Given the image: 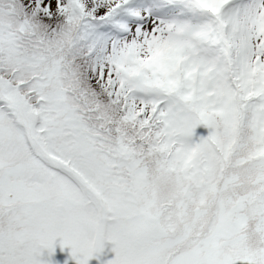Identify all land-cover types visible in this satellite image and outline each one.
Returning a JSON list of instances; mask_svg holds the SVG:
<instances>
[{
  "label": "snow or ice",
  "instance_id": "6c2138e0",
  "mask_svg": "<svg viewBox=\"0 0 264 264\" xmlns=\"http://www.w3.org/2000/svg\"><path fill=\"white\" fill-rule=\"evenodd\" d=\"M167 2L0 0V264H264V0Z\"/></svg>",
  "mask_w": 264,
  "mask_h": 264
},
{
  "label": "rangeland",
  "instance_id": "374dc122",
  "mask_svg": "<svg viewBox=\"0 0 264 264\" xmlns=\"http://www.w3.org/2000/svg\"><path fill=\"white\" fill-rule=\"evenodd\" d=\"M144 2H148V5L152 7V15L153 16H175L180 14V8L177 5H173L167 2V0H143ZM151 2V4H149ZM162 8V9H159ZM149 19L147 17L145 20ZM105 249L102 254H98L91 258L88 264H107V261L110 260L108 256H105L108 251H112V245L110 242L105 243ZM70 248L67 246L62 250L59 244V240L55 245V252L51 259L58 264H64L67 261V264H76V261L70 258ZM113 252V251H112ZM115 253L111 254V258L113 259ZM44 259H48L47 250H45Z\"/></svg>",
  "mask_w": 264,
  "mask_h": 264
},
{
  "label": "bare ground",
  "instance_id": "6f19581e",
  "mask_svg": "<svg viewBox=\"0 0 264 264\" xmlns=\"http://www.w3.org/2000/svg\"><path fill=\"white\" fill-rule=\"evenodd\" d=\"M133 5L139 8L141 11H144L145 9L149 7V5H147L145 2H142L141 0H137L133 2Z\"/></svg>",
  "mask_w": 264,
  "mask_h": 264
}]
</instances>
